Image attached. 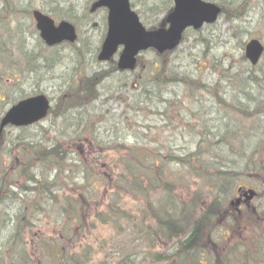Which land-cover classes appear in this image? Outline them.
I'll use <instances>...</instances> for the list:
<instances>
[{"label":"rangeland","instance_id":"obj_1","mask_svg":"<svg viewBox=\"0 0 264 264\" xmlns=\"http://www.w3.org/2000/svg\"><path fill=\"white\" fill-rule=\"evenodd\" d=\"M208 1L215 4L219 2ZM222 1L225 3L227 0ZM242 1L232 0V3L237 6ZM94 2L0 0V118L14 101L23 96L45 94L55 106V115L41 125L29 130H7L5 142L13 144L18 141L28 147L33 143L42 152L57 142L63 147L67 137H87L102 140L103 147L110 151L93 162L92 159L83 158L80 150L76 149L72 164L78 166L79 175L74 178L79 189L70 186L66 191L54 193V202L50 203L42 193V188L48 179V182L54 180L55 174H48L53 164L31 163L29 154L32 151L28 148V154H24L26 165L38 179L30 185L26 178L32 173L23 175L24 167H16L14 172H10L16 153L10 164L7 148L2 149L1 180H8L7 185H12V188L28 186V190L37 184L40 195H30L20 206L13 202L11 191L4 190L0 195V264H30L19 260L20 252L31 264H68L69 255L61 251L67 244L59 241L62 234L60 229L67 215L71 218L77 213L81 214L84 224L80 225V229L77 226L71 228V233H75V230L80 232L79 241L74 242L75 246L82 245L78 254L80 264H189L182 240L192 232V227L184 230L181 239L171 242L162 239L158 244L154 240L155 233L145 235L147 230H156L154 224L148 228L142 221L146 219V213L152 215L159 208L157 197L135 201L132 196L120 194V218L125 230L123 236L110 221L102 223L96 219H107L104 214L106 209L102 207H107L109 196L114 192L111 191L106 200L104 184L101 185L103 174L117 181L121 172L114 171L113 164H118V168L122 165L113 156L120 153L132 158L130 150H147L152 156V161L147 163L155 175L154 179L158 177L163 182L170 180L173 190L180 183L184 184L182 189L176 190V195L183 203L195 205L194 219L201 218L203 211L210 208L216 193L209 192L212 185L202 181L205 175L196 178L198 183H189L190 173L180 169L174 161L179 159L180 154L195 151L202 130L211 138L207 139L206 145L214 152L221 150L213 155L227 154L223 158V165L231 163L232 159L228 156H233V153L227 149V144L222 143V137L236 131L240 124L247 129L244 135L238 133L241 144H245L236 145L235 151L241 154L257 146L259 154L255 160L237 159L240 167L236 169V174L242 177L241 185H248L245 180L250 176L253 184L258 183V187L263 184L264 57L257 67H251L243 58L244 47L252 38L259 39L264 45V0H245L247 5L239 6L241 17L232 22L226 20L232 17V7L227 8L217 25L201 33H190L174 54L163 60H158L154 52L143 54L139 61L140 67L131 73L116 71L114 62L104 64L98 61L97 54L106 33L107 11L99 10L92 14L89 10ZM131 2L149 29L160 26L173 5V0ZM34 10L48 14L56 23L66 20L75 24L79 34L76 46L64 45L53 49L43 46L33 20ZM191 84L202 88L201 92H189L187 89L191 88ZM145 85L149 86L147 92H152L151 95L143 93ZM70 93L71 103L78 104V107L72 109L74 113L60 119L58 115L68 106L66 99ZM147 101H152L160 111L164 109L165 113L171 112L169 118H175L176 124L163 128L165 130H153V127H159L161 121L159 117L150 116L149 108L144 106ZM239 108H244L245 113L241 114L243 110ZM78 115L89 119L86 128L77 133L72 127L77 122L70 119H79ZM216 141L221 144L219 149ZM142 142L143 146L140 147ZM23 145L17 144L16 147L24 148ZM83 159L86 163H83ZM135 160L143 161L140 156ZM216 161L213 157L209 158L201 163L200 170L210 164L211 172L214 171ZM19 162L23 163L22 160ZM69 165L66 160V167ZM60 166L65 164L60 162ZM65 183L63 178H59L52 187L62 189ZM129 195L134 193L130 191ZM166 196L160 193L159 198L165 200ZM37 206L43 207L45 213L37 214L34 210ZM220 221L215 222V227L199 233L200 241L193 255L199 264H264V255L261 253L247 257L243 255L241 248L246 241L239 239L241 229L236 230L232 242L228 240L222 244L220 236L225 229ZM41 223H46V226H41ZM40 230L41 235L38 234ZM175 253H178L176 257ZM157 257H169L171 262L159 263Z\"/></svg>","mask_w":264,"mask_h":264},{"label":"water","instance_id":"obj_2","mask_svg":"<svg viewBox=\"0 0 264 264\" xmlns=\"http://www.w3.org/2000/svg\"><path fill=\"white\" fill-rule=\"evenodd\" d=\"M186 0L177 1V12L169 18L171 29L169 31L162 30L160 32L146 34L142 31L137 23V20L132 15L129 9L128 0H101L94 7H109L110 9V35L105 44L101 60L108 59L117 50L119 44H125L126 50L121 60L122 68H131L134 66V55L138 50L147 47H156L160 51L171 50L181 41V34L184 27L187 25H194L191 18L188 17L187 7L185 6ZM193 3L200 6L205 10L209 8L217 13V9L202 5L198 0H193ZM36 20L39 24L38 29L42 31L41 35L48 45L52 46L69 40L74 42L76 34L74 29L68 24L63 23L59 29H54L52 22L42 15L35 14ZM211 21L206 18L201 20ZM197 27V26H196ZM260 48L253 42L248 47V59L257 62ZM48 101L43 97L34 98L33 100L22 102L21 105L11 110L9 115L3 120L0 134L2 129L8 125L13 124L17 126L30 125L35 121L45 118L47 115Z\"/></svg>","mask_w":264,"mask_h":264},{"label":"flooded vegetation","instance_id":"obj_3","mask_svg":"<svg viewBox=\"0 0 264 264\" xmlns=\"http://www.w3.org/2000/svg\"><path fill=\"white\" fill-rule=\"evenodd\" d=\"M237 198L240 199L239 204L231 203V199L225 203V210L223 212L224 221L227 223H231L232 221L235 223L241 222L248 228L249 224L254 221L255 216L258 215L257 209L253 207V202H249L246 199L244 193L238 195Z\"/></svg>","mask_w":264,"mask_h":264},{"label":"trees","instance_id":"obj_4","mask_svg":"<svg viewBox=\"0 0 264 264\" xmlns=\"http://www.w3.org/2000/svg\"><path fill=\"white\" fill-rule=\"evenodd\" d=\"M134 161V160H133ZM133 161H132V163H133ZM143 161H146V159L145 160H143ZM125 171L128 173V175H129V177H134V181H132V186L134 187V190L136 191L139 187H141V185H143L144 187H146L144 190H145V192L152 186L155 190H157L158 189V185H160V184H162L163 183V181H160V179L158 178V180L155 182V184H153L154 183V179H152V177L151 176H149L148 174H146V173H148L150 170H149V168L146 166H144V165H142V164H139V168H138V170H136L134 173L132 172H130L129 170H128V168H125ZM130 172V173H129ZM138 172H139V174H138ZM143 175H146L145 176V179L146 178H150V179H148L147 180V182H144L145 181V179L143 178ZM132 177V178H133ZM139 179H142L143 181H140L139 182ZM141 184V185H140ZM119 193H121V190H119ZM200 227V226H199ZM191 248H194V244L192 245V247Z\"/></svg>","mask_w":264,"mask_h":264}]
</instances>
